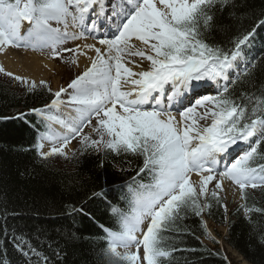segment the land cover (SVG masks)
<instances>
[{"label":"snow or ice","instance_id":"1","mask_svg":"<svg viewBox=\"0 0 264 264\" xmlns=\"http://www.w3.org/2000/svg\"><path fill=\"white\" fill-rule=\"evenodd\" d=\"M240 8L238 0H0V54L38 52L44 68L59 60L72 73L54 90L0 65L26 92L49 94V103L17 117H39L40 158L74 157L66 149L79 137L82 154L143 159L120 187L123 204H110L100 225L107 264H172L181 249L166 240L183 233L190 215L219 242L204 219L213 204L227 213L229 193L244 202L248 189L264 188V85L250 71L264 64L256 47L264 19L233 30ZM219 32L233 33L227 44L215 40ZM242 76L255 91L237 97L231 86ZM241 207L246 216L264 212ZM16 215L0 208V264H56L59 252L46 254L52 245L41 235L9 225ZM253 228L264 244V221Z\"/></svg>","mask_w":264,"mask_h":264},{"label":"trees","instance_id":"2","mask_svg":"<svg viewBox=\"0 0 264 264\" xmlns=\"http://www.w3.org/2000/svg\"><path fill=\"white\" fill-rule=\"evenodd\" d=\"M238 3L239 20H232L233 30L249 27L263 18L264 0H238ZM225 24H228L227 14ZM232 35V32L213 33L215 40L223 44ZM256 43L261 45L259 39ZM250 71L257 86L264 85V64L258 60ZM249 90L255 91L245 76L231 86L237 97ZM48 97V93L40 91L23 93L0 78V116L39 105ZM25 121L38 126L30 115ZM35 143V130L23 121H0V208L6 207L9 213L17 214L9 218V225L24 233L41 235V244L52 245V248L44 247L46 254L52 256L53 248L59 252L56 264H107L101 252L100 225L109 222V205L119 204L120 190L115 185L131 178L142 157L88 149L86 155L79 151L58 166L54 159L42 160ZM261 161L264 160L258 162ZM244 203L253 209H264V190L248 192ZM81 207L83 213L73 211ZM205 216L213 224L225 227L229 247L246 262L264 264V244L253 228L264 221V212L253 211L245 217L240 207H227L225 213L223 207L213 204L211 215ZM182 227L184 231L179 237L166 240L181 249L174 253L172 264H231L221 249L201 241L204 230L200 217L190 215Z\"/></svg>","mask_w":264,"mask_h":264},{"label":"rangeland","instance_id":"3","mask_svg":"<svg viewBox=\"0 0 264 264\" xmlns=\"http://www.w3.org/2000/svg\"><path fill=\"white\" fill-rule=\"evenodd\" d=\"M23 51H25V50L13 51V54L16 53V56L23 57V56L26 55V54H23L24 53ZM34 53L36 55L38 54V56L41 57L38 52H34ZM65 55H68V54L66 53ZM131 59L139 61L138 57H134V58H131ZM144 64H146V66H147V62H145ZM0 65H3L5 67V64L2 62L1 59H0ZM53 65L54 66H52V71H49V69L44 68L42 65H40V67L43 68L44 71H46V76L44 77V79L50 81L51 87L54 90H56L59 86L66 85V83L69 81L72 73L69 72L67 69H65L63 63L61 61H59V60L55 61L53 63ZM57 71L59 72L58 75L55 74V72H57ZM0 76L3 78V80L6 79V80L11 81L13 84H15L19 91H22L23 93H27L22 87L18 86V84L15 83L12 80V78L5 76L3 73H0ZM94 123H95V120H93V124ZM89 132H90V128L86 127L84 129V134H89ZM93 138H96V137L94 136ZM79 148H80L79 137H77L76 139H74L71 142V144L69 146V149H66V151L77 150ZM45 150H47V148ZM54 162L58 166H62V165L65 164V162H67V159H65L64 157L56 156V158L54 159ZM209 187L211 188V185ZM229 195L232 196L234 202H240V198H239L238 195H233L232 193H229ZM208 227H210L209 230H210L212 236H214L216 238V240L219 241L218 246L220 247V249H222V251H224V257L226 259L230 260L229 263H231V264H249L248 262L245 261V259L242 257V255H240L239 252L230 250L228 248V246L225 244V240H224L225 229H223L222 227H217L215 229L214 227H212L211 224H209Z\"/></svg>","mask_w":264,"mask_h":264},{"label":"bare ground","instance_id":"4","mask_svg":"<svg viewBox=\"0 0 264 264\" xmlns=\"http://www.w3.org/2000/svg\"><path fill=\"white\" fill-rule=\"evenodd\" d=\"M262 19H264V16H263ZM23 54H26V55L23 56V57H18V56H16V53L13 54V52H10L8 54V56L5 57L3 54H0V59L5 64V68L8 71H12L15 74L32 75L37 80H39L40 78H44L46 76V71H44V69L40 67V65H42V63H41L42 58L39 57L38 54L36 55V54H33V53H29V51L28 52L26 51V53H23ZM52 66H54L53 63H50L48 69H52ZM130 66H132V65H130ZM143 66H146V64H144ZM135 70H137V69L134 67V71ZM4 113H2V114H4ZM15 115H16V113L10 114V113L7 112L6 115H1L0 116V121L1 122L10 121V120L13 119L12 116H15ZM193 177H194V179H197L195 174H194ZM103 202L105 203L107 201L104 200ZM106 205H108V202L106 203ZM107 211L109 213V209ZM2 238H3V235L0 236V241H3ZM100 246L102 248L104 247L103 244H100ZM229 249L232 250V251H235L231 247H229ZM229 262H230V260H229Z\"/></svg>","mask_w":264,"mask_h":264}]
</instances>
